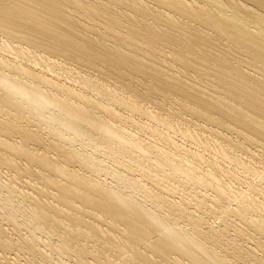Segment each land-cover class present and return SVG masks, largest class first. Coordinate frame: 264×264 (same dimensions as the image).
<instances>
[{
	"label": "bare ground",
	"instance_id": "6f19581e",
	"mask_svg": "<svg viewBox=\"0 0 264 264\" xmlns=\"http://www.w3.org/2000/svg\"><path fill=\"white\" fill-rule=\"evenodd\" d=\"M0 264H264V0H0Z\"/></svg>",
	"mask_w": 264,
	"mask_h": 264
},
{
	"label": "rangeland",
	"instance_id": "374dc122",
	"mask_svg": "<svg viewBox=\"0 0 264 264\" xmlns=\"http://www.w3.org/2000/svg\"><path fill=\"white\" fill-rule=\"evenodd\" d=\"M217 224V223H216ZM126 255V254H125Z\"/></svg>",
	"mask_w": 264,
	"mask_h": 264
}]
</instances>
